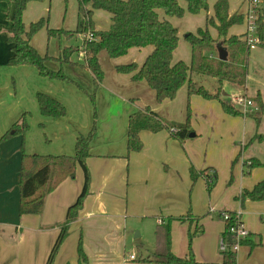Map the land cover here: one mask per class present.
Returning a JSON list of instances; mask_svg holds the SVG:
<instances>
[{"label": "crops", "instance_id": "0c3cea01", "mask_svg": "<svg viewBox=\"0 0 264 264\" xmlns=\"http://www.w3.org/2000/svg\"><path fill=\"white\" fill-rule=\"evenodd\" d=\"M67 1H63L64 9ZM179 2L185 7L182 1ZM45 11L42 4L29 3L23 13L25 29L28 30L31 23L44 19L42 15ZM77 11L78 6L72 14L73 24L67 28H49L47 18L45 27L31 39V45L41 56L53 59L46 62V66L54 72L61 71L71 81L62 82L40 77L33 67L6 65L11 57L7 43L11 8L6 2H0V138L26 115L29 127L23 137L26 155L73 156L76 138L85 136L95 120L90 115L87 117L89 100L83 94H90L88 91L93 88V79L83 65L82 36L76 35L79 43L75 46L68 41L54 46L55 37L51 39L47 36L48 29L74 32ZM98 12L94 11L92 16L94 30L107 31L111 24L110 15ZM235 12H229V15ZM173 20L177 19L170 20L172 25ZM239 27L230 30V34L243 35L244 24ZM43 33L46 35L45 48L38 45L42 42L39 39ZM178 36L180 38L179 32ZM64 48L74 51L68 57L67 54L63 56ZM151 51V47L131 49L116 60L108 59L104 53L99 55L101 67L108 73L97 95L105 96L106 108L94 121L96 130L91 140L90 156L86 160L90 175L89 195L77 219L69 225L68 235L52 264H155L151 262L155 249L154 233L159 226H166L169 220L170 246L174 256L187 258L189 234L200 231L190 243L195 264H225L219 250L224 223L218 212H240V220L248 231L247 239L234 254L235 264H264V200L253 202L241 197L242 192L251 190L264 179V47L257 50L254 56L256 65L253 67H250L249 56L245 86L233 85L236 89L234 96L258 98L262 111L243 116L210 112V117L204 120L205 128L192 134L195 137L200 132H208L212 128L210 125L221 122L223 130L232 139V145L227 151L220 148L213 150L214 157L209 155L208 159L207 145L203 143L206 149L203 160L197 152L198 142L188 138L179 143L165 130L141 132V151L127 152L129 116L144 107L163 115L160 110L166 105L155 102L154 93L145 82H132L130 75L114 70L118 65L141 66ZM59 58H67L68 61H55ZM178 58L174 52L173 60L182 61ZM224 84L221 90L225 88ZM39 92L61 103L66 108V116L60 119L42 118L36 102ZM21 143V135H13L0 142V264H45L65 221L67 209L82 190L83 173L77 168L74 179L64 180L49 193L43 201L41 213L20 216L18 179ZM218 155L229 162L236 159V178L224 197L214 200L213 210H208L216 180L209 190V197L202 198L204 180L198 177L193 183L190 170L194 169L196 173L209 170L205 172L209 175ZM249 161H257L261 166L248 169L246 163ZM192 185L195 188L189 197ZM132 219L152 221V226H145V237L141 229H130L128 221ZM133 233L135 240L138 238V246H149L146 256L126 254L125 247ZM79 245L81 254L78 252ZM129 256L134 259L130 260Z\"/></svg>", "mask_w": 264, "mask_h": 264}, {"label": "trees", "instance_id": "16d2710c", "mask_svg": "<svg viewBox=\"0 0 264 264\" xmlns=\"http://www.w3.org/2000/svg\"><path fill=\"white\" fill-rule=\"evenodd\" d=\"M44 0H0L6 2L11 13L8 15L10 21L9 37L7 43L10 46L11 57L6 62L7 66L33 67L42 78L71 82L61 71L54 72L46 66V62L53 59L41 56L31 45V39L47 23L40 19L31 23L28 30L23 23V13L26 6L31 2H42ZM78 11L76 29L74 32L64 30H47L48 38L79 35L84 36L91 33L92 41L83 40L81 52L84 54L83 64L93 79L94 92L101 85L104 73L99 61L101 53L106 54L108 59L116 60L124 57L131 49H142L151 47V53L145 58L141 66L135 64L118 65L115 71L119 74L130 75L132 82H145L147 87L153 91L154 100L161 104L165 100H173L178 90L186 85L187 99L192 95H198L206 100L217 99L225 114L230 116H243L239 109L228 101L220 100L221 85L228 83L239 87L245 86L247 75V64L250 49L242 40L243 35H231L230 30L242 26L243 16L238 12L229 15L228 0H214L212 6L213 15L208 18L203 28H198L195 33L184 35L190 48V63L187 65L182 61L173 60L177 48L179 36L178 28L174 27L171 19L181 20L185 11L190 15L207 12L209 0H76ZM264 5V0H261ZM94 11H103L110 15V26L107 31L96 32L92 16ZM210 29L215 30L216 36L210 34ZM258 46L264 47V6L259 11L257 21ZM223 47L227 52L225 62L217 59V47ZM72 49H63L62 54L70 56ZM57 62H67V58L56 59ZM193 74L212 78L217 83L216 94H209L192 80ZM81 91H83L81 89ZM91 102L94 104V93L90 94ZM259 113L262 106L255 98L253 100ZM36 102L39 115L47 119H60L66 116V108L54 98L43 94H36ZM189 110V109H188ZM96 114L94 115V119ZM258 118L256 121L258 122ZM95 123V122H94ZM93 123L90 131L84 136L76 138L73 156H40L24 154L23 137L28 130L26 115L21 117L19 124H14L11 131L0 138V142L7 140L13 135H21V164L19 171V215H37L41 213L45 197L51 193L61 182L66 179H74L75 171L80 168L83 173V187L76 201L66 212L63 225L60 227L59 235L50 251L45 264H52L58 249L68 235L69 225L77 219L82 209L85 198L89 195L90 175L86 160L90 156V145L95 133ZM167 131L179 143H183L192 134L188 117L184 124L169 122L155 114L148 107L136 110L129 116L127 129V152H139L142 143L139 138L141 132L157 133ZM13 132V133H11ZM254 139V138H253ZM260 141V137H259ZM248 169L261 166L257 161L246 163ZM198 177L206 179L208 189L214 185L216 176L206 175L205 172L196 173L190 170V178L194 183ZM242 199L253 202L264 200V179L258 182L251 190L242 192ZM231 214V213H230ZM178 220H181L179 218ZM170 220L166 226L156 228L155 249L152 253V261L155 264H195L191 251V240L199 235L200 231L189 234L188 257L178 258L171 252L170 244ZM231 224H225L222 237L227 239L230 248L231 236L228 232ZM79 254L82 253L78 246ZM225 264H235V255L230 250L222 253Z\"/></svg>", "mask_w": 264, "mask_h": 264}, {"label": "rangeland", "instance_id": "374dc122", "mask_svg": "<svg viewBox=\"0 0 264 264\" xmlns=\"http://www.w3.org/2000/svg\"><path fill=\"white\" fill-rule=\"evenodd\" d=\"M64 0H51L48 2L47 0H44L42 2H35L36 4H42L46 11L42 15L44 19L47 21L48 18V25L49 28H67L68 25L73 24V18L72 14L74 9L77 7V1L76 0H68L66 3V8L64 9ZM229 3V12L233 13L235 11H241L244 12L246 10V0H228ZM212 6H213V0H209V6H208V11L207 12H200L197 15H190L185 11V14L181 20H173V25L178 28V32L180 35L179 41L177 48L175 50L176 57H179L178 59H181L182 61H186V63H189L190 61V48L188 42L184 39V35L189 34V33H195V31L198 28H203L205 26V22L208 18H211L213 15L212 13ZM263 3L260 5V10L263 8ZM98 13L101 14H106L103 11H99ZM47 24V23H46ZM239 28H242L240 26ZM236 28H233L235 30ZM241 29H239L240 31ZM74 31V30H73ZM210 34L215 37L216 33L215 30L210 29ZM76 35L74 34L72 36L68 37H56L54 39V46H56L58 43L63 44L64 42L68 41L71 46H75L77 43L76 40ZM40 38V37H39ZM53 39V38H51ZM42 42L39 45V47L45 48V43H46V35L43 33L42 38L39 39ZM52 47V46H51ZM50 47V48H51ZM258 49H252L250 50L251 55H250V67L256 65L254 56L260 48L262 49L263 47H259L258 45L256 48ZM106 70L103 69L104 72V77L108 73ZM115 71V70H114ZM192 80L194 83H196L197 86L202 87L206 92L209 94H216L217 92V83L214 79L204 77L201 75H196L193 74ZM225 88L221 90L220 93V100L228 101L229 103H232V100L234 97H244L247 100H250L253 102L254 106L258 108L257 104L253 101L251 98H247L243 95H237L234 96L236 93V89L234 88L233 85L231 84H224ZM100 87H98L99 89ZM94 92V87L91 89V92L88 91L90 94L94 93V104L91 102V98L89 97L90 94H85L88 98L89 102V112L87 117L90 115L92 119H94V115L96 114L97 116L100 115L105 110V105H104V97H100L97 95V91ZM225 91V95L224 92ZM87 92V93H88ZM104 95V94H103ZM234 104V103H233ZM161 106L166 105V107H162L160 110L163 115L159 114L160 116L166 118L165 120L172 121L176 124H184L187 117L189 121V126L191 133H196V131H201V129L205 128V117H210L209 113H224V111L221 108L220 102L217 99H211V100H206L203 99L202 97L198 95H192L190 99H187L186 95V85L181 87L175 98L173 100H165L161 104ZM238 108V107H237ZM189 109V110H188ZM240 112H242L244 115H248L249 112L255 114H258L259 111H247L244 112L242 108H238ZM83 113V112H82ZM159 113V112H158ZM93 120V123L94 121ZM163 118V119H164ZM207 121V120H206ZM92 123V125H93ZM212 128L209 129L208 132H200V134L196 135L193 138H190L191 141L193 142H198L199 150L197 151L200 154L201 160L205 159V153L206 149H204V144L207 145V152H208V159L209 155L210 158L214 157L213 150L219 149L223 151H227L229 147L232 145V139L225 133L223 130V125L221 122H216L214 125H210ZM204 143V144H203ZM197 155V154H196ZM195 155V156H196ZM214 169H210V172L212 174L216 173V188L214 189L212 195H211V201L209 202V208L208 210H213V205H214V200L219 199L220 196L224 197V193L229 190L233 182L236 178V170L235 166L237 165L236 159L232 161H226L222 156L218 155L215 157V162H214ZM209 170H206L205 172H208ZM209 172V173H210ZM215 172V173H214ZM244 175L247 176V171L244 169ZM238 176H240V173L238 171ZM204 180V186L201 190V196L202 198L204 197H209L210 191L208 189V184L206 182L205 178H202ZM194 185H192L191 189L188 191L189 197L191 196V192L193 190ZM219 213L217 215L219 216ZM220 217V216H219ZM221 219V218H220ZM130 229H134L135 231H138L141 229L143 233V237H145V226L148 224H151L152 226V221L150 220H140V219H132L128 221ZM131 233V231H130ZM129 240V238H128ZM138 238L135 240V234L133 233V236L130 240V243L126 245L125 251L126 254H133L137 257L141 256H146V248L149 247L148 245L144 244L142 248L138 246L137 244ZM152 241V238H150V242ZM147 243V242H146Z\"/></svg>", "mask_w": 264, "mask_h": 264}, {"label": "built area", "instance_id": "2783aa9c", "mask_svg": "<svg viewBox=\"0 0 264 264\" xmlns=\"http://www.w3.org/2000/svg\"><path fill=\"white\" fill-rule=\"evenodd\" d=\"M246 10L241 13L243 16V22L245 26V31L243 34L242 40L246 42L247 46L250 50L256 48L259 43L257 37V21L258 14L260 11V5L262 4L261 0H246ZM83 40L92 41L94 37L91 33H88L82 36ZM82 57L84 59V54L82 53ZM234 103V104H233ZM232 104L234 107L244 109V112L247 111H257V107L254 106L253 102L247 100L244 97H234L232 100ZM237 108V109H238ZM212 173L209 174L211 176ZM219 216L222 222L225 224H231L228 229V232L232 239V244L230 248L227 245V239L222 237L219 242V250L221 253H224L228 250L233 254H236L242 244L248 237V231L244 228L241 220H240V212L229 213V212H220ZM130 260H133V256H129Z\"/></svg>", "mask_w": 264, "mask_h": 264}, {"label": "water", "instance_id": "95a60500", "mask_svg": "<svg viewBox=\"0 0 264 264\" xmlns=\"http://www.w3.org/2000/svg\"><path fill=\"white\" fill-rule=\"evenodd\" d=\"M217 59H218L219 61H223V62H225L226 59H227V52H226V50H225L223 47H221V46H218V47H217ZM223 95H225V94H223ZM192 137H194V134H190V135H189V138H192Z\"/></svg>", "mask_w": 264, "mask_h": 264}]
</instances>
